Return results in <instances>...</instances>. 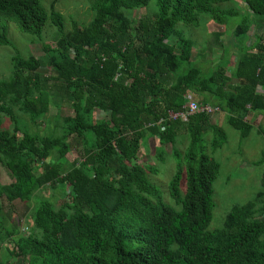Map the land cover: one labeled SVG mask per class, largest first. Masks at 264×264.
<instances>
[{
  "label": "trees",
  "instance_id": "1",
  "mask_svg": "<svg viewBox=\"0 0 264 264\" xmlns=\"http://www.w3.org/2000/svg\"><path fill=\"white\" fill-rule=\"evenodd\" d=\"M93 11L68 30L56 3L0 0V45L12 46L13 22L47 58L16 53L0 81V165L12 176L0 183V240L13 244L0 264H264V189L209 230L221 171L209 149L224 148L227 131L213 115L170 118L196 96L242 140L264 139V121L253 124L264 117V0H98ZM50 25L56 46L45 40ZM54 97L58 108L105 116L86 127L57 109L47 135ZM73 145L83 154L71 163ZM150 150L156 166L140 163ZM170 158L163 194L150 176ZM19 201L32 207L29 236L4 212Z\"/></svg>",
  "mask_w": 264,
  "mask_h": 264
},
{
  "label": "rangeland",
  "instance_id": "2",
  "mask_svg": "<svg viewBox=\"0 0 264 264\" xmlns=\"http://www.w3.org/2000/svg\"><path fill=\"white\" fill-rule=\"evenodd\" d=\"M44 5L50 9L53 4L56 3L58 11L63 13L67 18V28L72 30L76 23L81 26L89 25L93 21L94 11L93 5L98 0H42ZM237 5L243 7V11H246L245 3L237 1ZM145 11L135 12V17H141ZM45 40L49 44L56 46V35H58V28L55 25H50L47 28ZM197 32L199 38L206 36L203 30L199 28L193 31V34ZM212 32V30H209ZM255 30L252 31V38H254ZM8 35L12 41V46H1L0 45V81L10 79L12 74V58L16 53L24 55H33L39 59L42 63L46 62L45 51L42 43H30L32 40H36L30 35L20 32L16 23H8ZM212 40V39H211ZM212 41H210L211 43ZM218 53L219 48L215 45L212 46ZM237 56V55H234ZM212 58L211 63L204 64L206 72H209L210 68L215 67L216 55H210ZM52 72L51 67L43 70L46 76H49ZM196 99V96H194ZM199 101V99L197 98ZM60 98L54 97L53 103L51 104L50 117L48 123L44 128L47 130V135H52L55 125V117L60 116L62 118H76L77 120L87 121L85 126L92 127L96 124L98 118H102L105 115L102 112H85V111H73L67 108H58ZM60 109V115L58 110ZM213 123L217 126H221L224 131H227L229 136V143L220 150L213 151L209 149V154L215 158L221 164V171L218 179L215 181V196L214 198V210L213 220L209 226L210 231L221 229L224 226L225 217L238 205H245L251 201H255L257 195L261 190L264 189V166L258 167L256 164L263 157L264 139L258 136L255 131L249 139L242 140L240 134L234 130L227 121V115L222 111L213 114ZM264 121V117H258L253 120V124L257 127ZM50 125V127H47ZM5 128L9 127L7 122L4 125ZM43 135L45 131L43 130ZM166 153L170 156L173 154V147H166ZM82 148L74 146L71 152L68 154V160L72 163L75 160L82 158ZM154 152L149 151L148 154L142 155L140 163L150 164L156 166V161L152 158ZM173 158L167 160V165H162L160 171L150 176L152 183H154L158 190L164 194L167 190L169 181L175 172V167H171ZM12 181L10 172L0 165V183L6 184ZM170 203V198L168 200ZM31 208L22 201L15 203L10 206L6 202L4 203V212L9 220L12 222L16 221L22 224V232L24 235L29 236L30 226L28 223V216L31 214ZM15 222V224H16ZM3 237V236H2ZM6 240L1 242L0 240V262L10 257L9 249L13 248V244ZM12 264L14 261L12 260Z\"/></svg>",
  "mask_w": 264,
  "mask_h": 264
},
{
  "label": "built area",
  "instance_id": "3",
  "mask_svg": "<svg viewBox=\"0 0 264 264\" xmlns=\"http://www.w3.org/2000/svg\"><path fill=\"white\" fill-rule=\"evenodd\" d=\"M185 109H186L185 111L180 113L171 112L170 118L174 120L182 119L185 122H188L189 117L191 115H197V114L213 115L220 112L219 108L210 105L199 104L197 103L196 99L190 96L188 97V103Z\"/></svg>",
  "mask_w": 264,
  "mask_h": 264
}]
</instances>
